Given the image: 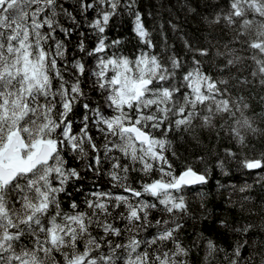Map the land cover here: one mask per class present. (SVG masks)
I'll return each mask as SVG.
<instances>
[{"label": "snow or ice", "instance_id": "1", "mask_svg": "<svg viewBox=\"0 0 264 264\" xmlns=\"http://www.w3.org/2000/svg\"><path fill=\"white\" fill-rule=\"evenodd\" d=\"M257 144L264 0H0V264H264Z\"/></svg>", "mask_w": 264, "mask_h": 264}, {"label": "trees", "instance_id": "2", "mask_svg": "<svg viewBox=\"0 0 264 264\" xmlns=\"http://www.w3.org/2000/svg\"><path fill=\"white\" fill-rule=\"evenodd\" d=\"M260 147H264V145H260V144H257V148H260ZM257 212L260 214V215H264V212H261V210L259 208H257ZM257 222L258 221V218H257Z\"/></svg>", "mask_w": 264, "mask_h": 264}]
</instances>
